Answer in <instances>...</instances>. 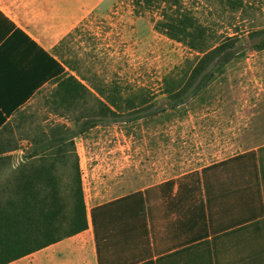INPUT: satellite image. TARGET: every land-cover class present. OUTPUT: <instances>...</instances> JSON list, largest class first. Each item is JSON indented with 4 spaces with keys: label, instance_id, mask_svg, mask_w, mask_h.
Segmentation results:
<instances>
[{
    "label": "rangeland",
    "instance_id": "rangeland-1",
    "mask_svg": "<svg viewBox=\"0 0 264 264\" xmlns=\"http://www.w3.org/2000/svg\"><path fill=\"white\" fill-rule=\"evenodd\" d=\"M72 1L92 6L93 10L61 45L67 73L85 77L87 81L83 83L99 89L110 90L107 85H118L124 99L135 95L138 106L141 97H145L152 110L133 119L135 115L126 112L131 107L124 104V121L98 122L71 140L44 147L46 138L70 137L69 133L77 131L84 118L100 107L91 96L60 107L54 103L56 86L28 107L35 111L24 123L29 135L7 139L5 144L12 150L30 147L22 155L23 163L28 164L22 170L25 175L37 166L54 168L52 178L67 211L78 176L89 210L151 188L147 200L138 199L130 208L124 203L108 209L134 208L142 213L149 209L148 202L151 208H162L152 206V202L164 200L176 182L180 183L179 193L196 196L201 190L195 177L201 169L222 162L227 167L235 156L264 147V51H252L247 37L241 39V54L202 91L184 105L163 111L160 109L167 107L164 81L179 79L190 71L196 55L157 33L150 15L135 16L128 0ZM217 30L219 35L231 34L223 26ZM34 151L37 155L28 158ZM3 154L0 152V161L21 162L19 156ZM258 160L263 163L264 154ZM235 161L255 159L249 156ZM18 169L21 168L7 172L12 184L20 173ZM187 173L191 175L182 176ZM224 174L229 176L228 168ZM177 176L178 180L174 178ZM205 177L213 176L206 171ZM41 187V191L46 189ZM9 194L6 191L4 198ZM197 204L190 201L189 210H197ZM253 227L245 233L238 231L220 237L214 232L207 234L214 239L212 242L188 249L190 264H264V233L251 232ZM241 235L246 242H227Z\"/></svg>",
    "mask_w": 264,
    "mask_h": 264
},
{
    "label": "crops",
    "instance_id": "crops-1",
    "mask_svg": "<svg viewBox=\"0 0 264 264\" xmlns=\"http://www.w3.org/2000/svg\"><path fill=\"white\" fill-rule=\"evenodd\" d=\"M92 10L72 0H0V152L21 161H0V186L12 184L7 172L28 165L22 155L30 147L12 150L6 140L29 135L24 123L35 111L28 107L54 89L62 68L68 71L61 59L62 41ZM261 154L264 147L235 156L227 167L222 162L201 169L195 177L201 190L196 196L179 193L176 182L164 200L152 202L162 208H151L148 202L142 213L134 208L108 210L147 200L149 188L87 209V230L9 264H190L188 249L212 242L207 234L245 233L253 225L251 232L264 233ZM249 156L255 161H235ZM206 171L213 177L207 179ZM190 201L198 203L197 210H189ZM246 240L241 235L227 242Z\"/></svg>",
    "mask_w": 264,
    "mask_h": 264
},
{
    "label": "trees",
    "instance_id": "trees-1",
    "mask_svg": "<svg viewBox=\"0 0 264 264\" xmlns=\"http://www.w3.org/2000/svg\"><path fill=\"white\" fill-rule=\"evenodd\" d=\"M128 1L135 16L150 15L157 33L184 45L196 55L190 71H185L179 79L164 81L167 107L160 110L176 109L202 91L216 74L241 54L243 37H247L252 51H264V0ZM220 26L230 30L231 34L219 35L217 29ZM64 43L65 39L61 45ZM62 72L53 92L56 105L67 107L73 101L79 102L91 96L100 109L91 111L92 115L88 114L78 125V130L69 133L72 134L69 138H46L44 147L71 140L98 122L124 121V104L131 107L126 112L135 115L133 119L141 118L145 111L152 110L145 97H141L138 106L135 104L137 96L129 95L124 99L118 85H107L110 90L99 89L93 84L83 83L87 81L85 77L71 75L63 68ZM36 155L34 151L28 158ZM53 169L37 166L29 175L18 169L20 173L15 178L16 182L0 188V264H9L87 230V207L80 177L76 178L72 204L67 211L57 182L52 178ZM42 185L46 188L44 191H41ZM6 191L10 194L4 198Z\"/></svg>",
    "mask_w": 264,
    "mask_h": 264
}]
</instances>
